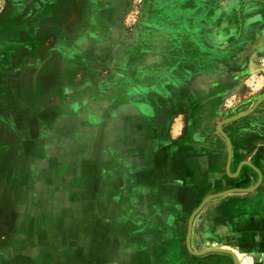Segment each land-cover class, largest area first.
Wrapping results in <instances>:
<instances>
[{"label": "crops", "instance_id": "1", "mask_svg": "<svg viewBox=\"0 0 264 264\" xmlns=\"http://www.w3.org/2000/svg\"><path fill=\"white\" fill-rule=\"evenodd\" d=\"M132 1L4 0L0 264H234L228 254L208 252L213 249L234 252L240 264L264 260V170L259 176L243 165L261 166L264 125L257 124L264 110L237 122L236 180L225 179L224 141L215 156V137L208 136L210 122L217 126L256 102L264 87L259 83L248 94L245 84L252 82L244 80L230 89V81H241L246 72L191 79L198 87L185 95L189 119L204 113L208 122L203 127L201 121L203 138L189 131L176 144L180 139L172 137L164 116L177 111V103L147 96L140 114L132 88L158 83L173 61L125 58L126 67L113 68L132 55L125 52L131 41L124 24L133 16ZM185 5L195 7L192 0ZM202 20L206 24L190 19L188 26L211 28L215 48L229 45L241 24L239 16L215 5ZM176 22L173 32L185 25ZM152 43L166 49L162 37ZM188 47L173 55L190 54ZM254 65L247 73L260 72ZM231 97L234 103L224 105ZM150 100L160 105L153 108ZM215 172L222 179L218 185ZM214 185L221 192L257 189L215 203L208 201ZM205 200L188 236L191 217ZM188 239L202 255L189 250Z\"/></svg>", "mask_w": 264, "mask_h": 264}, {"label": "rangeland", "instance_id": "2", "mask_svg": "<svg viewBox=\"0 0 264 264\" xmlns=\"http://www.w3.org/2000/svg\"><path fill=\"white\" fill-rule=\"evenodd\" d=\"M188 1L189 0H182V2L181 0H133V16H131V18H127L124 23L125 27L128 29V39L131 41L128 44V47L125 49L127 50L125 52H128L129 54L132 52V55H128V57L125 55V57L121 59L123 62L122 64H115L113 66V68H116V70H121V68L126 67L124 65L125 58L131 60L133 63H137L140 62L143 57L148 56L152 59L161 57L163 60L173 61L171 65L169 64L167 66V69L164 72L165 77L162 76L161 81L158 83L153 82L148 87H144L135 83L132 88L135 95L134 100H136L135 105H140L137 107V109L139 108L140 110V114L142 113L141 106L146 104L145 102L147 100V96L153 100L165 99L167 102L171 99L170 102L166 103L167 105L177 103V111H168L164 116L165 120L171 123L169 125V131L172 134V137L180 139V141L176 140V144L179 142L181 143V141L183 142V140L189 134V131H191L193 134H197L199 139L203 138V133L205 132H203L204 128L200 127L201 121H204L203 127L205 126V123L208 122L206 119L209 116L204 113L195 115L197 120L190 121L189 119L190 115L188 114L190 113V110L188 109L190 108V105L188 97H185V95L190 91H195V89L198 87L197 83L191 81V79H195L197 76L204 74L216 75L222 72H224L226 75L229 73L230 76L234 77L233 74H242L243 72H246L244 78L241 79V81L236 79V81L232 80L230 83L228 82L230 89H233L238 85V82H243L244 80L245 83L252 82V84H245V88L249 90L248 94L252 93L254 87H259V83H261L264 87V2L261 3L259 1L252 0L245 1L246 3L244 0H192L195 7H187L185 3ZM3 3L4 0H0V9L3 7ZM214 5L219 7L221 10L226 9L231 11L235 19H237V16H239L241 22L240 26H238V32H234L233 36L230 38L232 41L224 48H215L212 46L211 42L209 41L211 28L207 29L206 26L198 28L196 26V28H191L188 26L190 24V19L194 20L190 21L193 23V25L206 24L202 18L209 8H212ZM219 5H221V7ZM195 15H197V18H195ZM181 19L185 24L184 27L181 29L178 27L179 29H176V31L173 32V27L176 20L179 22ZM158 37H162L163 41H165V50L153 49L158 47L157 45L156 47H153L155 45L152 43L153 41L158 40ZM215 37L219 40L221 38V33L219 32V37L217 34H215ZM149 41L152 44L150 47H147L148 45L145 44H148ZM142 42L144 44L143 47H141ZM225 43L227 42L225 41ZM187 47L190 49V54L182 55L184 56L182 58H180L179 55H173L174 52L186 50L185 48ZM189 55L190 57H188ZM252 63L255 64L254 68L261 67L260 72L255 71L252 73H247V70ZM121 75L122 74H119L118 78ZM179 79L180 81H178ZM171 89L176 90V92L181 95V97L178 96L176 99H173L172 93L170 96H168L169 90ZM159 95H161L162 98L161 96L159 97ZM153 100H150L151 103L154 104L153 108L155 105H160L159 102H155ZM234 100L235 98L231 97L229 101L224 102V105L231 106V104L234 103ZM258 103L260 104L255 107V105ZM181 105H183V108ZM179 106L181 108H179ZM244 106V109L241 107L237 112L234 114L232 113L219 122V124L221 122H225L221 127L222 129L220 130H223L222 132L225 133L230 143L220 133L218 130L219 124L216 126V122H210L211 125L214 124V130L208 132V136L215 137L212 147L210 146V152L214 153L215 156L216 153L220 155V142L224 141V156H226V166L223 168V170L226 176L225 179H230V181L238 179L240 172V169L233 172V168L236 164L234 158L236 156L238 147L236 144H234L238 138L239 132L237 122L243 118L251 117V120L255 112L264 110V93L259 99L257 98L256 102L252 103L249 101L245 103ZM251 110L253 111L249 114H246V116L239 117L240 115ZM209 121H211V119ZM258 122H260V124L257 125H264V117L258 119ZM247 133H253L252 127L251 129L247 130ZM263 135L264 134H262V136ZM259 155L260 160H262L261 166L259 164L256 166L259 168H257L258 171H261L264 170V153L263 155ZM229 156L231 157V162L228 173L227 166L229 164ZM249 164L252 165L248 162L244 163L243 165L252 168L249 166ZM214 166L216 168L218 166L216 161ZM221 169L222 168H220V170ZM252 171H254L253 168ZM215 175H217V178L215 179V185H218L222 179L219 178V173L215 172ZM215 185V192L212 194V196H220L216 198H212V196H210L208 201L221 203L222 201L232 199L233 196L241 193L233 192V190L237 189L232 188L221 192L220 188L215 187ZM259 185L260 184H257V188H261ZM257 188L255 187V189ZM254 190L250 192H253ZM228 191H230V193H228ZM260 192H262L261 198L264 199V187H262ZM229 256L232 257L231 255ZM232 260L233 263L236 264L234 258ZM252 264H264V260H255Z\"/></svg>", "mask_w": 264, "mask_h": 264}, {"label": "water", "instance_id": "3", "mask_svg": "<svg viewBox=\"0 0 264 264\" xmlns=\"http://www.w3.org/2000/svg\"><path fill=\"white\" fill-rule=\"evenodd\" d=\"M261 102V101H260ZM260 103H258V104H256L255 105V107H257L258 105H259ZM254 110V109H253ZM253 110H251V111H248V112H246L245 114H242V115H240L239 117H243V116H246V114H249L250 112H252ZM228 122H229V120H228ZM225 122H221L219 125H218V130L220 131V133L228 140V142H229V139L226 137V135H225V133L224 132H222L223 130H220V129H222L221 127H222V125L224 124ZM230 143V142H229ZM230 157V156H229ZM230 162H231V157L229 158V164H228V166H227V169H228V173H229V167H230ZM259 172V171H258ZM259 174V176L261 175L260 173H258ZM261 179V178H260ZM255 188H252V189H250V190H242V189H237V190H233V192H248V191H252V190H254ZM228 193H230V191H228ZM220 195H213L212 196V198L214 197V198H216V197H219ZM206 200L203 202V204H201V206L194 212V214L192 215V217H191V220H190V222H189V229H188V236L190 235V233H191V229H192V222H193V218L200 212V210L203 208V206L206 204ZM187 245H188V248H189V250L190 251H192L191 250V248H190V244H189V239L187 240ZM193 252V251H192ZM208 252H217V253H224V254H229V255H231L233 258H234V260L236 261V264H240L239 263V261H238V258H237V256L233 253V252H231V251H228V250H220V249H213V250H209ZM193 253H195V254H197V255H202L203 253H196V252H193Z\"/></svg>", "mask_w": 264, "mask_h": 264}, {"label": "flooded vegetation", "instance_id": "4", "mask_svg": "<svg viewBox=\"0 0 264 264\" xmlns=\"http://www.w3.org/2000/svg\"><path fill=\"white\" fill-rule=\"evenodd\" d=\"M249 166H251V167L254 169V172L256 171L257 174H258V173H261L260 170H259L260 172H258V169H259V168H258L257 166H255V165H250V164H249ZM249 168H250V167H249ZM252 168H250V169L252 170ZM257 168H258V169H257ZM260 186H261V185H260Z\"/></svg>", "mask_w": 264, "mask_h": 264}]
</instances>
